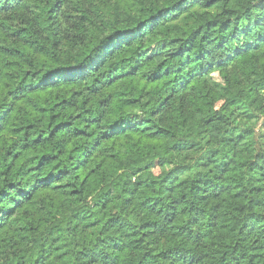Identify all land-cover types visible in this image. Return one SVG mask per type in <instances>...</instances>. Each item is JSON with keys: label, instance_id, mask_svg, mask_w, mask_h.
I'll return each instance as SVG.
<instances>
[{"label": "trees", "instance_id": "16d2710c", "mask_svg": "<svg viewBox=\"0 0 264 264\" xmlns=\"http://www.w3.org/2000/svg\"><path fill=\"white\" fill-rule=\"evenodd\" d=\"M0 264H264V0H0Z\"/></svg>", "mask_w": 264, "mask_h": 264}]
</instances>
